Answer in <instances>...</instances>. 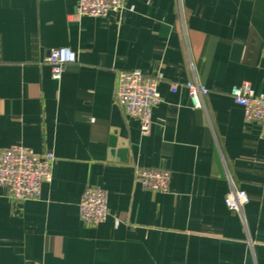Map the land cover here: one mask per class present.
Returning <instances> with one entry per match:
<instances>
[{
  "label": "crops",
  "instance_id": "0c3cea01",
  "mask_svg": "<svg viewBox=\"0 0 264 264\" xmlns=\"http://www.w3.org/2000/svg\"><path fill=\"white\" fill-rule=\"evenodd\" d=\"M76 4L0 0V150L55 157L37 200L0 188V264H264V139L229 95H264V0H126L104 18H75ZM59 47L77 60L55 81L44 59ZM130 70L161 76L146 134L113 103ZM193 80L204 109L169 90ZM134 168L169 171L168 191ZM230 182L248 195L242 216L224 204ZM88 186L107 192L96 227L78 216Z\"/></svg>",
  "mask_w": 264,
  "mask_h": 264
},
{
  "label": "built area",
  "instance_id": "2783aa9c",
  "mask_svg": "<svg viewBox=\"0 0 264 264\" xmlns=\"http://www.w3.org/2000/svg\"><path fill=\"white\" fill-rule=\"evenodd\" d=\"M126 0H77L74 17L104 18L109 13L120 14ZM76 53L68 47L52 48L44 59L50 68V77L58 81L64 67L76 62ZM160 74L146 75L140 70L118 71L115 77L113 103L123 113L138 121L141 134H146L151 124V113L161 102L158 92ZM183 88L193 109H204L203 99L209 93L205 85L196 80L172 83L170 92ZM229 95L243 110L245 122L260 126V137L264 139V95L254 94L248 84L233 86ZM55 160L51 152L34 153L30 148L13 145L0 150V188L6 190L14 202L37 200L43 184L51 181ZM135 180L153 193H165L169 188L170 173L162 168H134ZM249 201L248 195L236 189L230 182L225 196V206L242 216V208ZM78 216L82 224L96 227L108 216L107 192L98 186H88L78 203ZM117 223V221H116Z\"/></svg>",
  "mask_w": 264,
  "mask_h": 264
},
{
  "label": "water",
  "instance_id": "95a60500",
  "mask_svg": "<svg viewBox=\"0 0 264 264\" xmlns=\"http://www.w3.org/2000/svg\"><path fill=\"white\" fill-rule=\"evenodd\" d=\"M110 146L113 149L118 148L119 150L117 154L122 155L124 153V149L126 148V143L123 141H119L115 137H113L111 139ZM113 149L110 151V159L112 158V154H115V150Z\"/></svg>",
  "mask_w": 264,
  "mask_h": 264
}]
</instances>
